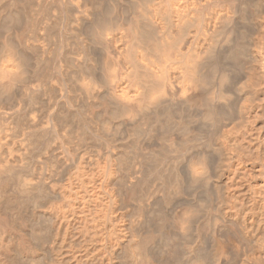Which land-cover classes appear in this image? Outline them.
<instances>
[{
	"label": "bare ground",
	"instance_id": "6f19581e",
	"mask_svg": "<svg viewBox=\"0 0 264 264\" xmlns=\"http://www.w3.org/2000/svg\"><path fill=\"white\" fill-rule=\"evenodd\" d=\"M0 264H264V0H0Z\"/></svg>",
	"mask_w": 264,
	"mask_h": 264
}]
</instances>
